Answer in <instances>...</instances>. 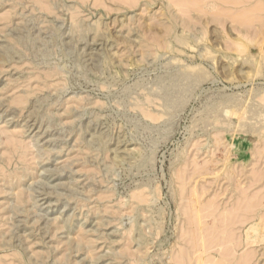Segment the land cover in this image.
Segmentation results:
<instances>
[{
    "label": "rangeland",
    "instance_id": "obj_1",
    "mask_svg": "<svg viewBox=\"0 0 264 264\" xmlns=\"http://www.w3.org/2000/svg\"><path fill=\"white\" fill-rule=\"evenodd\" d=\"M258 209L264 0H0V264H264Z\"/></svg>",
    "mask_w": 264,
    "mask_h": 264
},
{
    "label": "bare ground",
    "instance_id": "obj_2",
    "mask_svg": "<svg viewBox=\"0 0 264 264\" xmlns=\"http://www.w3.org/2000/svg\"><path fill=\"white\" fill-rule=\"evenodd\" d=\"M124 1H125V0H124ZM132 1H133V0H132ZM182 1H184V0H182ZM175 2H176V0H175ZM237 2H238V1H237ZM181 3H182V2H181ZM126 4H127V3H126ZM184 4H185V3H184ZM192 4H193V3H192ZM227 4H228V3H227ZM227 4H226V5H227ZM238 4H239V3H238ZM173 5H174V4H173ZM200 8H201V7H200ZM178 9H179V8H178ZM179 10H180V9H179ZM197 11H198V10H197ZM200 12H201V11H200ZM208 12H209V11H208ZM182 13H183V12H182ZM247 13H248V12H247ZM238 14H239V13H238ZM186 16H187V15H186ZM232 20H234V19H232ZM241 24H242V23H241ZM243 24H244V23H243ZM177 38H178V37H177ZM202 39H203V38H202ZM177 40H178V39H177ZM178 41H179V40H178ZM183 42H184V41H183ZM186 42H187V41H186ZM234 44H235V43H234ZM234 46H235V45H234ZM233 48H234V47H233ZM239 48H240V47H238V49H239ZM235 51H236V50H235ZM237 51H239V50H237ZM206 52H208V51H206ZM203 53H204V52H203ZM201 54H202V53H201ZM207 57H208V56H207ZM254 154H255V153H254ZM259 158H260V157H259ZM262 158H263V156H262ZM259 200H261V199H259ZM10 205H11V204H10ZM262 205H263V204H262ZM12 206H13V205H12ZM258 210H259V209H258ZM258 210H257V211H258ZM259 211H260V210H259ZM255 212H256V210H255ZM260 212H263V211H260ZM198 213H199V212H198ZM263 213H264V212H263ZM198 215H199V214H198ZM257 215H258V214H257ZM252 216H253V215H252ZM254 216H255V215H254ZM200 217H201V216H200ZM201 218H202V217H201ZM257 218H258V217H257ZM202 219H203V218H202ZM248 219H249V218H248ZM254 221H255V220H254ZM259 221H260L261 223H258L257 226H256L255 223H254L253 225H251L252 228L249 229L248 231H252V229H253V231H254V230H258L259 227L261 226L260 224H262V227H264V218L262 217ZM257 222H258V221H257ZM249 224H250V223H249ZM202 225H203V223H202ZM202 225H201V226H202ZM251 226H250V227H251ZM262 227H260L261 230H263ZM203 232H204V231H203ZM254 232H255V231H254ZM263 232H264V231H263ZM258 233H259V232L257 231L256 234H258ZM261 233H262V232H261ZM261 233H260V234H261ZM249 234H251V233H249ZM258 235H259V234H258ZM262 235H263V234H262ZM262 235H261V238H262ZM263 236H264V235H263ZM256 237H257V236H256ZM259 237H260V236H259ZM257 238H258V237H257ZM257 238H256V240H257ZM263 238H264V237H263ZM253 239H254V238H253ZM251 240H252V239H251ZM254 241H255V239H254ZM258 241H259V240H258ZM258 241H256L255 243H257ZM261 241H262V239L260 240V242H261ZM249 243H250V242H249ZM258 243H259V242H258ZM235 244H236V243H235ZM246 244H247V243H246ZM204 247H205V246H204ZM185 250H186V249H185ZM205 250H206V249H205ZM204 252H205V251H204ZM204 252H203V253H204ZM203 253H202V254H203ZM175 255H176V254H175ZM203 255H204V254H203ZM185 256H186V255H185ZM175 257H176V256H175ZM209 257H210V256H209ZM212 258H213V257H212ZM176 259H177V258H176ZM250 259H251V258H250ZM250 259H249V261H250ZM204 260H206V259L204 258ZM200 261H201V260H200ZM210 261H211V260H210ZM214 261H215V260H214ZM202 262H203V260H202ZM202 262H201V263H202ZM204 263L206 264L207 262L204 261ZM217 263H218V261H217ZM220 263H221V262H220ZM244 263H245V262H244ZM183 264H184V263H183ZM199 264H200V263H199ZM209 264H211V263H209Z\"/></svg>",
    "mask_w": 264,
    "mask_h": 264
}]
</instances>
